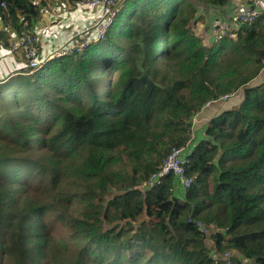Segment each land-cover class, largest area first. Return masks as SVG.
<instances>
[{
  "label": "trees",
  "instance_id": "1",
  "mask_svg": "<svg viewBox=\"0 0 264 264\" xmlns=\"http://www.w3.org/2000/svg\"><path fill=\"white\" fill-rule=\"evenodd\" d=\"M231 1H127L103 39L0 90V264H264V15L238 40L193 27ZM46 6L0 17L18 31ZM182 148L191 186L145 188Z\"/></svg>",
  "mask_w": 264,
  "mask_h": 264
},
{
  "label": "built area",
  "instance_id": "2",
  "mask_svg": "<svg viewBox=\"0 0 264 264\" xmlns=\"http://www.w3.org/2000/svg\"><path fill=\"white\" fill-rule=\"evenodd\" d=\"M130 0H81L78 2L81 11L98 10L100 16L95 25L96 35L93 40L103 39L111 22L117 16L120 6ZM261 15H264V0H246V5L237 12L231 14L227 20H215L211 27V39L214 42L226 38L238 40L239 30L256 21ZM80 40L78 41L77 38ZM84 33L77 32L71 36L65 44L57 48L47 59L42 60L41 52L43 39L41 32L33 30L27 22H23L12 43L14 51H20L27 64V75H33L42 69L49 61L55 58L71 56L83 51L93 40L83 39ZM227 96L223 100H227ZM188 158L186 149H173L171 154L163 163L160 170L151 176L148 182L144 184L145 188H152L159 184L162 178L172 173L178 183L179 188L184 190L189 188L192 180L186 175V166ZM202 228V225H200Z\"/></svg>",
  "mask_w": 264,
  "mask_h": 264
},
{
  "label": "crops",
  "instance_id": "3",
  "mask_svg": "<svg viewBox=\"0 0 264 264\" xmlns=\"http://www.w3.org/2000/svg\"><path fill=\"white\" fill-rule=\"evenodd\" d=\"M46 5L40 18L31 27L41 32L42 60L47 59L77 32L84 33L83 39L85 40H93L96 36L95 25L100 16L98 10L81 11L78 2L70 0H46ZM244 5H246V0H237L235 3L232 1L223 9L215 8L207 19L211 24H214L217 19L227 20L231 14ZM202 15H205L204 11L199 14V18ZM211 27L213 25L210 26L209 31ZM16 32L11 24L5 23L0 17V90L14 82L16 77L27 75V64L22 53L12 49Z\"/></svg>",
  "mask_w": 264,
  "mask_h": 264
},
{
  "label": "rangeland",
  "instance_id": "4",
  "mask_svg": "<svg viewBox=\"0 0 264 264\" xmlns=\"http://www.w3.org/2000/svg\"><path fill=\"white\" fill-rule=\"evenodd\" d=\"M233 1V3H235V1H237V0H232ZM231 1V2H232ZM119 6H120V9L119 10H122L125 6H126V3H121V4H119ZM213 10H215V8H206V7H204V8H200L199 9V14L201 13V12H205V15H202V17L200 16V18H198V20L197 21H195V24H194V30H195V32H196V34L197 35H199V36H201L202 38H204L205 39V41H206V44L208 43V39L211 37V34L209 35V33H210V31H209V29H210V26H212L213 24H211L210 22H209V20L207 19V17L208 16H210L213 12ZM209 22V23H208ZM209 31V32H208ZM97 36V35H96ZM77 40L79 41L80 40V36H79V38H77ZM209 45V44H208ZM9 100H11V99H9ZM208 121V119H205L204 121L203 120H199V122H198V120L196 121V122H194V134H193V137H192V139L190 140V142L188 143V146H190V145H193V144H195L197 141H196V139L199 137V136H203V132L201 133V132H199L200 131V128L203 126V128H204V125H206L205 123ZM202 128V129H203Z\"/></svg>",
  "mask_w": 264,
  "mask_h": 264
}]
</instances>
